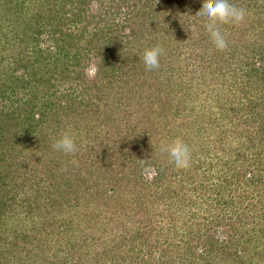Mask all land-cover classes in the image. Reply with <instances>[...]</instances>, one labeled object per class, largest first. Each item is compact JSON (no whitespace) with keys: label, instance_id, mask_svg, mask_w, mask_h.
<instances>
[{"label":"trees","instance_id":"obj_1","mask_svg":"<svg viewBox=\"0 0 264 264\" xmlns=\"http://www.w3.org/2000/svg\"><path fill=\"white\" fill-rule=\"evenodd\" d=\"M204 2L0 0V169L6 166V170H0V264H37L39 259H44L46 264H147L136 247L142 243L138 240L144 236L141 232L148 230L147 224L134 219L138 211H143L152 225L175 213H180V219L186 218L181 236L174 226L179 233L173 240L180 239L176 241L184 248L179 264H264V0H231L237 7L246 9L241 24L248 25H219L228 41L224 50L215 47L196 15ZM153 20L155 28L158 26L164 33L162 39L147 29L153 27ZM159 43L166 50L160 68L155 71L163 70L162 75L173 84H180L183 91L191 80L200 90L225 98V106L218 100L219 110L209 111H218L216 129L230 122L226 131H221L224 138L219 141L231 137L239 141L241 149L224 152L229 160L223 165L231 172L217 171L222 183L213 187L210 196L207 192L199 193L209 182L206 173L197 170L190 175L189 170L181 168L183 177L175 176L173 169L178 168L169 163L165 152L161 153L164 159L156 162L153 182L146 181L147 190L140 188L145 185L144 178L138 179V188L134 184L126 188L133 195L131 201L124 200L125 191L120 195L118 189L112 190L110 199L124 202L130 220H121L123 211L118 208L116 215L120 219L108 220V214L104 213L108 210L113 214L114 210L109 207L105 210L104 205L91 208L89 198L85 200L91 210L85 214L81 210L84 206L79 196L81 191L94 184L87 191L95 193L92 203L105 198L108 191L103 182L89 178V170L84 172L88 161L84 160L82 149L69 154L67 164L62 165L59 161L64 153L53 144L66 132L74 137L77 146L86 133L105 136L107 140L123 130L127 133L122 135L127 139H131L129 133L136 136L132 121L125 120L131 111V99L145 109L150 108L151 113L163 102L147 104L150 95L138 96L143 93L142 86L131 73L146 71L141 47L150 48ZM215 66L218 67L209 73ZM229 67L242 73L241 90L226 77L225 84V79L220 83L221 70L230 73ZM92 68L93 75L89 72ZM59 87L66 89L57 91ZM187 91L193 94L191 85ZM133 92L136 96L130 99ZM110 100H114L109 108L116 117L108 114ZM74 103L90 111L81 115L83 119L77 116L84 124L91 123L85 130L70 115ZM103 106L107 107L106 111ZM179 107L184 109L182 105ZM181 108L173 117L162 111L160 123L152 125L159 128L160 124H168L173 133L168 141L170 145L177 140L185 143L188 138L184 140V137H190L188 129H175L189 125L179 112ZM196 129L198 135L204 127L196 126ZM91 145V162L94 165L96 159L103 162L102 156L106 154L109 163L114 151L112 144L108 142L103 149L101 144ZM43 155H52L49 158L55 168L60 167L63 173L59 179L52 172L49 176L41 174L43 164L45 169L53 166L47 161L49 158L41 159ZM168 189H175L176 196L174 200H163L165 204L159 212V194ZM37 199L43 206L34 204ZM110 206L112 209L114 205ZM72 209H78L73 218ZM63 210L66 216L65 211L59 214ZM82 216L100 224L95 230L98 234L93 226L83 230ZM129 221L140 226L135 240L122 231ZM190 223L192 227H187ZM150 228L151 232H158L153 226ZM160 234L156 238L159 243L169 246L174 242L171 243L170 234ZM54 244L58 246L55 250ZM76 244L83 257L80 262L69 257L76 254Z\"/></svg>","mask_w":264,"mask_h":264},{"label":"rangeland","instance_id":"obj_2","mask_svg":"<svg viewBox=\"0 0 264 264\" xmlns=\"http://www.w3.org/2000/svg\"><path fill=\"white\" fill-rule=\"evenodd\" d=\"M93 8V7H92ZM97 10V8H94V11ZM2 11V9H1ZM155 20H153V27L150 26L147 27L148 31L153 32L154 34H156L157 38H161L163 37L164 33L163 31L161 32L160 28L157 26L156 24V28H155ZM152 22H150L149 24H151ZM241 24V23H240ZM244 24V23H243ZM243 24H241V26H243ZM244 25H248L247 23ZM128 32V31H127ZM163 34V35H162ZM156 41V39H155ZM159 42H161V40L159 39ZM149 43V42H148ZM137 49H138V45L135 44L134 45ZM160 46V43L158 45ZM148 48V47H147ZM144 49H146V47H141V52L143 54ZM164 49V48H163ZM143 50V51H142ZM166 49H164L165 51ZM244 53V49L241 50ZM228 59V58H227ZM224 61V60H223ZM225 63V62H224ZM218 66H215L214 68H211L209 70V73L212 72L211 70L216 69ZM94 68H92L89 72L91 75L94 74ZM162 69V67H161ZM229 70H231L230 73H225L221 70V75L218 78L220 79V83L221 81H223L226 78H228L229 80H231V85L235 82L234 85H236V89L239 88L240 90L242 89V81H241V72H236L234 71L235 68L233 67H229L227 68ZM145 73L144 71H139L137 74L135 72H132L131 75L133 78H138V81L140 82L139 85L142 86V90L143 93L139 94L138 96H146V95H150V98L147 99V104L151 103V101L155 102V104H159L161 105V103L163 102V105L161 107L158 108L157 111H155V113H151L150 108L146 107L142 105V104H138V103H134L136 102V100L134 102H132V99H134L135 95V89L134 92L132 94H129V97L131 99V106L130 109L131 111L128 112L125 116V120H130L131 122V127L133 126L134 131L136 136L131 135L130 133L128 134V136L131 137V139H127L126 136H123V133H127L126 130H123V133L121 134V132L117 135H115V137H111L110 140H107L105 138V136H101V135H97V134H89V136L86 134L82 135V139L79 140V144H78V151L80 149H82L83 152V156H86V158L84 160L88 161V164L86 167H84V172H86L87 170H89L90 175L89 178H93L94 180H97L99 183L103 182L105 189L107 192V196H105V198L101 197L96 203H92L94 202V199L96 198L94 195L95 193H91L90 191L87 192L88 190H92L93 186L87 187L85 189H83L81 191V194H79L80 197H82V203L84 206H82L81 210L82 212L84 211L85 214H88L90 212V208H88V202L85 200L87 198H89L90 202L92 205H90L89 207L94 208L95 206L99 205L102 206L104 205V209L106 210L107 207H109V210H114L113 214H110V212L104 213L105 216L108 214L107 218L108 220H119L121 218L122 219H126V220H130V215L128 214V211L125 210V206H123L124 202H120V199H115L114 197L112 199H110V196H113V192L112 190L114 189H118L119 192L118 194H122L124 191L126 192L124 200H132L133 195L130 193V189L127 190L126 188H132V185L134 184L136 188H138L137 186L139 185V180H141V178H144V186H141L140 188L147 190V182H153V179L156 177V170L157 167L156 166V162L157 161H161L164 159V156L161 153H165L166 151L164 150L167 146H169V142L172 140L171 137L173 135L172 130H170L168 128V124L161 126L162 124L159 125V128H155L154 126H152L153 124L156 123H160V115L161 112L166 110L168 115L170 117H173V115L176 113V110L179 107V105H182V107H184V109L181 108V110L179 111L180 114L184 117H186L185 121L188 122V126H183L180 128H175L177 129V131L184 129V131L186 129H188V131L190 132V137H184V140L186 138L187 141L185 142L191 150V161L190 163H193V167H187V168H183V170H185L186 172L189 170L190 175L192 174H196L198 171H201L203 173H206L209 179V182H206V187H205L201 192H207L208 196L212 195L213 191V187L217 186L218 184L220 185L222 183V180L218 179V175L219 173L217 171L220 170H226L227 174H229L231 171L229 170V168L225 167V165H223L225 162H228L227 160L228 157H225L226 154L224 152H234L235 150H240V144L239 141L232 139L231 137H226L225 139H227L226 141L222 142L219 141V138H224V135L222 134V136H220L221 131H226V129L228 128V126L230 125V122H226V125H222L220 126L219 129H216V127L218 128L219 126L217 125L216 121L217 119V113L218 111H214L211 110L209 111V109H218L219 107V102L218 100L222 103L223 106L224 105V99L220 97L217 94H210L208 92H206L205 90L202 91L199 89V87L196 85V83H194V81H189V83L187 85L190 87L191 85V89L193 90V94L189 93L187 91L188 86L186 87V89L183 91L180 84H173L172 82L168 81L166 79V76H163L162 72L163 70H161L160 72H156L155 70H147L145 69ZM144 73V74H142ZM175 74V73H174ZM225 74V75H224ZM128 75V74H127ZM177 75V74H176ZM176 78V82H179V78L178 76H175ZM226 82V79L224 81V84ZM136 85V83H134ZM69 86V85H66ZM64 89H66V87H59L57 89V91H63ZM180 91L181 95H177V93ZM183 91V92H182ZM187 91V92H185ZM117 92V91H115ZM197 93V94H194ZM179 93V94H180ZM214 95V96H213ZM137 96V97H138ZM170 97H173L174 100H171ZM178 98V100H177ZM116 101H118V99H116ZM227 101V98H226ZM114 102V100H110V103L108 105V114L110 117H116L117 114L114 115L113 110H111L109 108V106H111V104ZM183 102L185 103V105L183 104ZM220 103V105H221ZM187 107V108H186ZM105 106H103V110L106 111ZM195 110L196 113H192L190 110ZM74 112L71 113L70 115L71 117H74V120L77 121L78 123L83 124L81 126V128H83V130H85L87 128V126L90 127V122L89 124H84V120H81L79 117L80 116L83 119V114H87L86 112H90L89 109L83 107H80L79 103H74L73 104V109ZM88 110V111H87ZM90 110H92V108H90ZM102 110V111H103ZM184 110H188V114L184 112ZM64 113H62L63 115ZM152 114L153 118H152ZM66 115V114H65ZM79 120H78V119ZM169 119V118H168ZM88 122V121H86ZM129 122V121H128ZM214 123V124H212ZM95 124V123H94ZM92 124V125H94ZM203 125L204 130L199 132V134L197 135V129L196 126L199 128H201ZM213 127H212V126ZM130 126V123H129ZM102 128V127H101ZM123 129V128H122ZM174 129V130H175ZM101 132V131H100ZM102 134V133H101ZM168 136V139H166L165 136ZM230 136V135H229ZM165 137V138H164ZM152 140V144L150 145L149 142ZM146 139H150V141L146 140ZM176 139V138H174ZM178 139V138H177ZM182 140V138H180ZM145 140V142H144ZM169 141V142H168ZM112 144V146L114 147V151H112V157L110 158L109 163L106 161L104 155L106 154H102V158L104 159L103 162L99 161L96 159V164L94 165L91 162V151H90V147H92L91 144H95L96 146L98 144H101L102 149L103 147L106 146L107 143ZM104 144V145H102ZM164 144V146L162 145ZM83 146H85L84 148H82ZM152 147V148H151ZM162 147L160 150H158V148ZM198 150V154L196 155V151ZM116 151V152H115ZM82 152H80L82 154ZM40 154V153H39ZM52 154V153H50ZM80 154V156H81ZM196 156H195V155ZM15 156V154H14ZM30 159H33L32 156L27 155ZM52 156V155H50ZM48 156H41V159L44 160L46 158L50 157ZM67 157V158H66ZM35 158V156H34ZM70 159V157L68 155L62 154V161H59L62 165L67 164L65 163L68 162V160ZM100 159V156H99ZM226 160V161H224ZM48 162L51 161V159L49 158L47 160ZM73 161H75V159H73ZM99 161V162H98ZM1 163V162H0ZM58 163V162H57ZM72 163V162H71ZM92 163V164H91ZM53 166L51 168H44L45 164H43V166L40 168L41 174H43L44 176H49L52 172V175H58L57 179H59L60 175L63 174L61 172V170H59L60 167L55 168L54 163L51 161V164ZM91 168H88L89 165ZM6 166H2L0 170H6L5 168ZM212 167V168H211ZM199 168V169H197ZM179 169V170H178ZM178 169H173L175 170L173 172V174L176 176H180L183 177V173H182V169L178 168ZM123 170V172H119ZM198 170V171H197ZM213 170H216L215 172H212ZM83 172V173H84ZM185 172V174H186ZM221 174V173H220ZM197 176V175H195ZM75 178V177H72ZM182 179V178H181ZM58 181V180H57ZM115 181L117 182V184H114ZM147 181V182H146ZM178 183V180L177 182ZM137 185V186H136ZM163 187V186H162ZM181 187V185L178 186V189ZM89 188V189H88ZM91 188V189H90ZM132 190V189H131ZM175 189H168L167 192H161L160 195V199H158V204L159 207L161 209H158V211L160 212V210L163 209L162 206H164L165 201L163 200H167V199H173L175 198L176 195L173 194ZM163 191V190H162ZM198 194V193H197ZM103 198V199H102ZM178 199V198H177ZM176 199V200H177ZM210 199V198H209ZM179 200V199H178ZM147 201V200H146ZM37 206V204H39L40 206H43V203L41 200L34 201ZM168 203V202H167ZM114 205L111 206L110 205ZM180 204V201H177V205ZM99 206L97 207L96 210L99 209ZM122 210L123 214L121 215V217L119 218L116 215V209ZM103 209V210H104ZM61 210V209H60ZM66 210V209H65ZM63 211H60L59 214H61ZM73 210V209H72ZM73 215L72 218L74 216V214L78 211L77 210H73ZM103 212V211H102ZM65 216H66V211H65ZM115 214V215H114ZM180 213H175L173 215L170 216H166L165 219L160 218L162 222L158 221L157 222H152L156 225H152L150 223V221L148 220V216L144 215V212L142 211H138L137 215H135V218L138 222L140 223H144L147 224L146 226H148V230L141 232L142 236L140 239V242H142L141 244L137 245V242L135 244V241H133V243L135 245H137L136 247L138 248L137 251L138 252H142V256H141V260H147V264H173L176 260L177 262L175 264H179V260H180V256L183 254V250L184 248L181 247L182 245H179L180 241H176L178 238H176V240L174 241L173 237H176V233H179L178 235L181 236L180 234H182V229L181 227L184 226L185 227V219L184 218H179ZM104 219V218H103ZM102 219V220H103ZM159 219V218H158ZM82 220H84V224L82 225V228H89V227H94V231L96 230V227L98 225L95 224L94 222L88 221V218H84L82 216ZM105 220V219H104ZM158 222H160V224H158ZM200 224H204L203 220L199 221ZM100 223V221H99ZM150 224V225H148ZM127 226V228H122L124 230V234L127 233L130 236V239L133 238V240H135V236H137L135 233H137V231L139 230L140 226L136 223H134L133 221H129L128 223L125 224ZM117 225H114V227H116ZM151 226H153L155 228V230H157L158 232H151L150 228ZM174 226H176L177 229H179V232H177V230L174 229ZM187 227H192L191 223L186 225ZM186 227V228H187ZM83 228V230H84ZM150 228V229H149ZM143 229L146 230V227H143ZM142 229V230H143ZM172 229V230H171ZM89 230V229H88ZM86 230V231H88ZM96 234H98V231H95ZM159 232L161 234H170V238H171V243L172 241L174 242H178L177 245L174 244V242L172 244H174V246L171 245H167V244H162V242H158L156 241V238L159 236ZM83 234V233H82ZM160 234V235H161ZM178 237V236H177ZM152 238V239H151ZM180 240V239H178ZM76 247V254H72L73 257L69 256L72 260H76L78 262L83 260V257H81V254H79L80 250V246L79 245H75ZM171 246V249H167L168 247ZM173 246V247H172ZM58 246L56 244H54L53 250L57 249ZM264 251V249H262ZM174 258V259H173ZM44 259H39V261L37 262V264H46V262ZM55 261V260H54ZM142 263H144V261H142ZM48 264V262H47Z\"/></svg>","mask_w":264,"mask_h":264},{"label":"clouds","instance_id":"obj_3","mask_svg":"<svg viewBox=\"0 0 264 264\" xmlns=\"http://www.w3.org/2000/svg\"><path fill=\"white\" fill-rule=\"evenodd\" d=\"M201 18L210 39L218 50L228 46L225 34L219 27L220 24L241 23L247 12L242 7H237L231 0H205L202 9L196 14ZM164 49L159 46L146 48L141 56L145 68L149 71L160 68V59ZM53 147L65 155L73 154L78 150L77 143L70 133H64L56 139ZM168 154V161L177 168H187L191 161L190 147L182 141H174L164 149Z\"/></svg>","mask_w":264,"mask_h":264}]
</instances>
